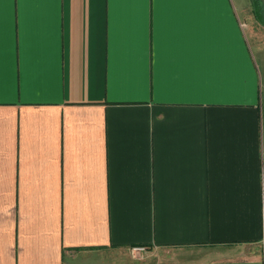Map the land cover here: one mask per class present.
I'll return each instance as SVG.
<instances>
[{
    "label": "crops",
    "instance_id": "1",
    "mask_svg": "<svg viewBox=\"0 0 264 264\" xmlns=\"http://www.w3.org/2000/svg\"><path fill=\"white\" fill-rule=\"evenodd\" d=\"M2 11L0 264H264V114L233 0Z\"/></svg>",
    "mask_w": 264,
    "mask_h": 264
},
{
    "label": "rangeland",
    "instance_id": "2",
    "mask_svg": "<svg viewBox=\"0 0 264 264\" xmlns=\"http://www.w3.org/2000/svg\"><path fill=\"white\" fill-rule=\"evenodd\" d=\"M233 2L239 8L244 45L253 59L260 81V97L264 114V0H233ZM81 264L131 263L125 255L97 252V258L91 257L88 261H82Z\"/></svg>",
    "mask_w": 264,
    "mask_h": 264
},
{
    "label": "snow or ice",
    "instance_id": "3",
    "mask_svg": "<svg viewBox=\"0 0 264 264\" xmlns=\"http://www.w3.org/2000/svg\"><path fill=\"white\" fill-rule=\"evenodd\" d=\"M5 2L14 3L15 0H0V28H2L3 23V4ZM21 3L26 2V0H20ZM27 2H39V0H27ZM165 2L172 3V4H191L197 3L199 0H165Z\"/></svg>",
    "mask_w": 264,
    "mask_h": 264
},
{
    "label": "built area",
    "instance_id": "4",
    "mask_svg": "<svg viewBox=\"0 0 264 264\" xmlns=\"http://www.w3.org/2000/svg\"><path fill=\"white\" fill-rule=\"evenodd\" d=\"M135 249H137V250H143L144 248L143 247H136Z\"/></svg>",
    "mask_w": 264,
    "mask_h": 264
}]
</instances>
